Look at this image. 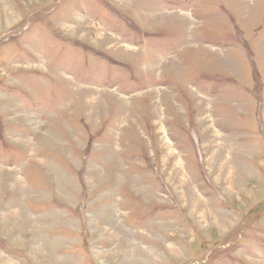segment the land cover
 <instances>
[{"label":"rangeland","instance_id":"1","mask_svg":"<svg viewBox=\"0 0 264 264\" xmlns=\"http://www.w3.org/2000/svg\"><path fill=\"white\" fill-rule=\"evenodd\" d=\"M0 264H264V0H0Z\"/></svg>","mask_w":264,"mask_h":264}]
</instances>
